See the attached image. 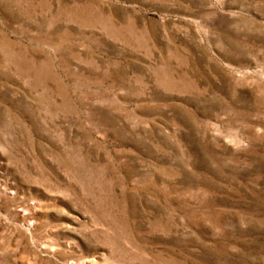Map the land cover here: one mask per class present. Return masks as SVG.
I'll return each instance as SVG.
<instances>
[{
    "label": "rangeland",
    "instance_id": "374dc122",
    "mask_svg": "<svg viewBox=\"0 0 264 264\" xmlns=\"http://www.w3.org/2000/svg\"><path fill=\"white\" fill-rule=\"evenodd\" d=\"M0 264H264V0H0Z\"/></svg>",
    "mask_w": 264,
    "mask_h": 264
}]
</instances>
